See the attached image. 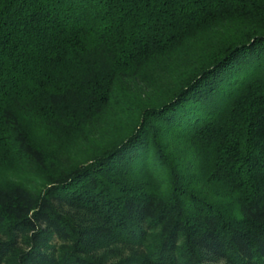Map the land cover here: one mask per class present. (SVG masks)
Instances as JSON below:
<instances>
[{
	"label": "trees",
	"instance_id": "16d2710c",
	"mask_svg": "<svg viewBox=\"0 0 264 264\" xmlns=\"http://www.w3.org/2000/svg\"><path fill=\"white\" fill-rule=\"evenodd\" d=\"M32 124L91 144L45 167ZM25 162L0 264H264V0H0V168Z\"/></svg>",
	"mask_w": 264,
	"mask_h": 264
},
{
	"label": "rangeland",
	"instance_id": "374dc122",
	"mask_svg": "<svg viewBox=\"0 0 264 264\" xmlns=\"http://www.w3.org/2000/svg\"><path fill=\"white\" fill-rule=\"evenodd\" d=\"M163 81L164 79L161 78L153 81H149L148 79L140 80L136 82V85H130L132 89L127 90V93L133 97L142 94L141 96L146 98L154 94L155 90L157 92L162 91V89L157 88V86ZM134 98L135 100L138 99L136 97ZM120 117H122L121 114ZM114 118V121L119 119L117 116ZM113 120L110 122L114 123ZM30 127V137H33L34 141L42 148L44 156L43 164L45 167L51 165L56 166L62 159L70 161H74L75 159L82 160L84 149L87 145L90 146L91 144L88 140L86 141L84 138H78L77 136L63 135L62 133L55 136L52 130L48 128L43 129L34 124ZM109 127L110 126L104 127V133L108 131ZM100 132L101 127L99 126L96 130H90L88 134H90L89 137L95 139ZM97 139L95 140L97 141ZM43 168L44 167L41 166L39 168L40 170H38V168L31 163H22L19 167L12 169L8 166L5 169L0 168V186L4 187L13 183L20 186L22 185L24 189L31 193H35V191L39 190L44 185L45 175L43 173Z\"/></svg>",
	"mask_w": 264,
	"mask_h": 264
}]
</instances>
